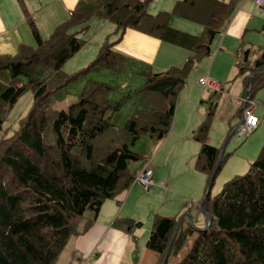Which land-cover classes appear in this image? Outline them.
<instances>
[{
  "label": "trees",
  "instance_id": "1",
  "mask_svg": "<svg viewBox=\"0 0 264 264\" xmlns=\"http://www.w3.org/2000/svg\"><path fill=\"white\" fill-rule=\"evenodd\" d=\"M236 7V0H178L171 11L152 13L148 0H80L46 38L30 19L35 45L21 44L15 55H0V130L19 97L33 92L29 114L0 143V264H60L68 243L94 224L104 203L130 188L149 159L135 174L131 171L132 163L146 157L136 150L139 141L148 137L160 144L169 135L188 76L213 55V43ZM174 16L202 25L201 34L175 27ZM94 17L116 24L118 38L107 37L96 59L67 74L63 67L86 44L80 34ZM127 29L187 49L185 65L154 72L148 63L117 51ZM235 54L237 74L245 81L244 102L252 106L264 86V49L243 41ZM135 62L146 66L136 71L147 80L112 100L116 85L104 77ZM91 72L94 76L86 79ZM81 77L75 101L53 108V101L72 94ZM225 90L221 85L212 91ZM209 102L202 101L208 108L193 138L201 146L195 168L208 178L199 211L212 215L213 222L197 227L191 211L176 217L156 213L147 247L162 257L159 264L184 251L175 264H264V146L248 172L227 181L212 198L226 156L209 141L218 108ZM235 129L230 128L228 139ZM105 138L107 146L98 150ZM114 224L132 232L142 222L122 217Z\"/></svg>",
  "mask_w": 264,
  "mask_h": 264
},
{
  "label": "rangeland",
  "instance_id": "2",
  "mask_svg": "<svg viewBox=\"0 0 264 264\" xmlns=\"http://www.w3.org/2000/svg\"><path fill=\"white\" fill-rule=\"evenodd\" d=\"M168 1L169 0H148V9L152 13H157L161 10L159 9L160 4H166ZM97 21H101V19L93 18L89 30L80 34L81 37L86 40V44L65 63L63 69L67 74H73L87 67L94 59H96L98 53L100 52V44H102L110 24L101 26L100 22ZM185 23L188 25L185 29L173 23L172 24L180 30L194 34H198L196 32H200L199 34H201L203 29L201 31L198 29L195 30L194 28L192 29L193 25L200 27L199 24L188 21ZM75 29L77 28H74V30ZM244 40L252 47L258 49L261 48L263 50L264 30L249 33L247 37H244ZM216 42L213 46V55L210 57H204L200 60L198 65L188 76V86L181 92L178 100L176 110V117L178 113V120L176 122L175 117L170 140L167 143H162V145L161 143L159 144L156 139L152 140L148 137L142 138L139 141L136 150L145 154L146 157L132 163L131 166V171L135 174L141 166H144V162L149 158L147 164L150 163V165L154 168V171L161 170L165 172V174H168L169 171L173 172L176 184L175 191L169 194L163 209L160 211L157 209L158 212H155L164 216L176 217L186 213L187 211H191L194 215L193 221L197 227H203L207 224V216L202 211L199 213V206L206 195L208 178L207 174L199 172V170L195 169V161H192L191 163V157H193L195 151L197 150L193 145L198 147V151L196 153L199 152L201 146L199 142L187 134V123H189L188 120L193 114L197 118H200L201 122L205 119V107L201 106L200 101L205 99L208 103H210V100L218 103L215 117L210 124L209 141L211 144L221 148V157L223 155L226 156L223 168L220 170L211 190L212 198H214L222 190L227 181L237 175L247 173L253 161L260 156L264 146V86L257 91L252 100L253 112L261 119L259 127L249 135H233L228 139L230 128H236L240 124L244 115V111L241 113L240 110L241 107H246V103L244 102V100H246L245 81L242 77L238 76L236 68L235 51L237 50L236 48L239 46V43L233 47V50H220L218 49L219 44ZM177 51L187 54H185L181 60H176L179 65H170V67H183L187 61L189 52L181 47L177 48ZM162 56L163 54H161L160 59H162ZM132 66H134V69ZM145 68L146 66L144 64L135 62L134 64H130L126 70L120 72L119 74L109 73V75H106L104 78H106L109 82L114 83L117 89L111 94L112 100L119 98L126 90L139 88L143 83H145L147 77L143 73L136 71V69L143 71ZM153 71L162 72L164 70L157 71L153 69ZM94 74L95 72H91L86 79L93 77ZM202 78L209 82L221 84L226 90L224 92L214 93L209 90L207 86L200 83V79ZM83 81L84 79L82 77L78 79V81L74 83L71 88L72 94L64 101H53L52 107L67 108L72 101H75L76 93H78V91L82 88ZM198 96H200L198 103H194L193 99ZM32 104L33 92L31 90H27L19 97L15 105L10 108L6 114V119H4L2 123L3 130H0V143L7 135L15 133L19 127L20 119L29 114ZM49 104H51L50 100ZM247 107L250 108L251 105H247ZM206 108H208L207 105ZM106 141H108V139L105 138L99 142L97 144V149L100 150L105 148L104 146H107ZM196 174L201 175L199 177L204 179L203 182H201V185L205 186L201 197H198L200 188L197 191L190 192L185 186L186 183L194 182ZM166 181L168 182V179H166ZM138 185L141 186L142 184L138 183ZM141 187L146 191L143 185ZM161 187L154 189V193L156 194L160 192V190L165 193V190L161 189ZM164 193L161 195L164 196ZM160 201L163 202V200ZM161 202H158L157 206L160 207ZM190 202L194 203L193 208L188 206ZM178 203L181 205L183 204L182 206L186 203L185 209H182V211L176 209L175 207L176 205H179ZM145 205L146 204L144 202H141L139 205L140 211H138L139 214L137 213V217L130 216V218L135 219V221L142 222L141 226L133 230L138 237V240L136 239L137 241H135V243H138L139 247L134 255L135 261H138V256H142V250L145 246L143 244H147L156 214L154 212L149 213L148 215H143L145 213L143 206ZM133 210L136 212L138 209L137 207H134ZM91 213L92 212H87L86 215H90ZM70 242L66 246L61 257V262L63 264H68L67 260L69 258V253L71 252V249H73V246H69ZM131 246H134L133 240L130 247ZM184 252L178 257L170 258L169 264H175L183 256ZM131 253L132 250H130L129 254L126 256L125 262L131 256ZM155 256L157 259L156 261L154 260V264H159L161 262L160 258L162 260V257H160L158 253L150 250L149 258Z\"/></svg>",
  "mask_w": 264,
  "mask_h": 264
},
{
  "label": "crops",
  "instance_id": "3",
  "mask_svg": "<svg viewBox=\"0 0 264 264\" xmlns=\"http://www.w3.org/2000/svg\"><path fill=\"white\" fill-rule=\"evenodd\" d=\"M79 1L80 0H0V55H15L21 44L35 45L36 41L30 25V19L34 20L43 37H49L59 24L69 18L71 9H74ZM176 1L177 0H169L166 4H160L159 9L170 11L174 7ZM236 5L234 16L225 25L213 43L214 46L217 41L216 43L219 44L218 49L220 50H233V47L239 43V46L236 48L238 49L243 41L246 42L244 37H247L249 33L264 30V9L260 8L255 0H236ZM99 19H101V21L97 22H100L101 26L110 24L104 36V40L107 37H110L111 40L117 39L119 34L116 33V24L103 18ZM182 20L193 22L176 16L172 17L173 24L185 29L188 25L185 23L186 21ZM193 28L199 31L203 29L202 25H200V27L193 25L192 29ZM196 33L199 34L200 32ZM246 43L250 45L248 42ZM115 48L117 51L137 61L148 63L152 69L157 71H165V69L170 68V65H179L176 60H181L183 56L187 54L177 51V48H180V46L163 42L157 37L134 29H127ZM161 54H163L162 59H160ZM199 99L200 96L193 99L194 103H198ZM203 100L205 99H202L200 103L201 106L205 107L206 116L207 108L206 103H202ZM177 120L178 113L176 122ZM188 121L187 134L193 137L194 131L197 130L202 122L201 119L197 118L194 114L190 116ZM171 133L172 132H170L162 142L163 144L170 140ZM193 146L197 150L193 157H191V163L195 161L196 155L198 154L196 153L198 147L195 145ZM147 165L154 170L150 163ZM199 172L202 171L199 170ZM154 174L157 185L152 189L148 190L145 188V191L141 187L142 185L140 186L138 183H133L129 189L119 194L116 198L109 199L104 203L98 219L94 224L84 231V233L71 240L69 246H73V249H71L69 253V258L67 260L68 264H154V260L156 261L157 257L149 258L150 249L147 247V244H143L145 246L142 250V256H138V261H135L134 255L137 252V248L139 249L138 243H135V241L138 240L137 235L133 231L127 232L114 224L116 219L122 218L123 216L137 217L141 202L146 204L143 206L145 210L143 215L154 213L157 209L158 211L163 209L167 197H169L171 192L175 191V177L171 171L165 174V172L158 170L154 171ZM199 176L201 175L196 174L194 182L186 183L185 186L190 192L197 191L200 188L198 197H201L205 186L201 185L204 179ZM166 179H168V182ZM162 182L165 183V187H161L160 184ZM159 187L165 190V193L160 190V192L155 194L154 189ZM162 193H164V196L161 195ZM160 200H163V202ZM158 202H161L160 207L157 206ZM178 204L179 205L175 207L176 209H179V211L185 209L186 203L184 206H182L183 204ZM134 207L138 209L136 212L133 210ZM200 212L201 211H199V213ZM86 223L87 221H83L82 228ZM132 240L134 241V246L130 247ZM130 250H132L131 256L125 262L126 256L129 254ZM61 257L59 263L63 264L61 262Z\"/></svg>",
  "mask_w": 264,
  "mask_h": 264
},
{
  "label": "built area",
  "instance_id": "4",
  "mask_svg": "<svg viewBox=\"0 0 264 264\" xmlns=\"http://www.w3.org/2000/svg\"><path fill=\"white\" fill-rule=\"evenodd\" d=\"M257 5L264 9V0H255ZM200 83L204 84L210 89H220V84H216L213 82H209L205 79H200ZM260 119L258 116H256L253 112V107H244V115L242 118V122L236 127L235 129V135L238 136H244L251 134L256 127L259 125ZM140 183L142 184L146 189L150 190L156 185V179L154 175V170L149 167L145 166L140 173L136 176L134 183ZM161 186L165 187V183L162 182ZM190 207H193V203H189Z\"/></svg>",
  "mask_w": 264,
  "mask_h": 264
},
{
  "label": "water",
  "instance_id": "5",
  "mask_svg": "<svg viewBox=\"0 0 264 264\" xmlns=\"http://www.w3.org/2000/svg\"><path fill=\"white\" fill-rule=\"evenodd\" d=\"M203 213L207 216V226H209V224L213 222V216L208 213H205L204 211Z\"/></svg>",
  "mask_w": 264,
  "mask_h": 264
}]
</instances>
